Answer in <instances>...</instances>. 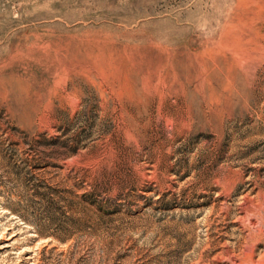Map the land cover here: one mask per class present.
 <instances>
[{
	"label": "rangeland",
	"instance_id": "rangeland-1",
	"mask_svg": "<svg viewBox=\"0 0 264 264\" xmlns=\"http://www.w3.org/2000/svg\"><path fill=\"white\" fill-rule=\"evenodd\" d=\"M0 264H264V0H0Z\"/></svg>",
	"mask_w": 264,
	"mask_h": 264
}]
</instances>
